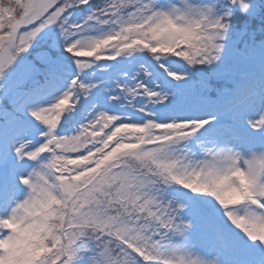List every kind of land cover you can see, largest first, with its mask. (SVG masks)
<instances>
[{"label":"snow or ice","instance_id":"obj_1","mask_svg":"<svg viewBox=\"0 0 264 264\" xmlns=\"http://www.w3.org/2000/svg\"><path fill=\"white\" fill-rule=\"evenodd\" d=\"M257 19L0 0V264H264V41L234 39Z\"/></svg>","mask_w":264,"mask_h":264},{"label":"trees","instance_id":"obj_2","mask_svg":"<svg viewBox=\"0 0 264 264\" xmlns=\"http://www.w3.org/2000/svg\"><path fill=\"white\" fill-rule=\"evenodd\" d=\"M261 3H264V0H260ZM253 32V30H250ZM256 34L253 36H243V37H238V39L236 40L237 41V48L239 49L240 52H243L244 49H245V45H249L251 46L253 43H254V38H255ZM259 37V36H258ZM235 39V37H234ZM261 41H264V33L262 35V37H259V41L256 39V42L255 44L256 45H259L261 43ZM137 55H148L146 52L145 53H138ZM82 60H89L91 58H88V57H83L81 58ZM119 59V58H118ZM100 64H105V63H114L112 61H99ZM139 63L138 60H136L135 57L131 58V65L129 66V70H131V68H134L136 66V64ZM127 64V62H126ZM38 68H42V66L40 65H37ZM250 71H253V72H256V73H259V66L256 65V66H251ZM90 70H85V73L87 74ZM197 70H193V72H195ZM112 74V70L110 69L108 72L106 73H102L100 72L99 70L95 73V78L96 79H100V78H108L110 75ZM43 77L38 75L37 76V79H42ZM214 86H215V82H214ZM67 107V105L65 106ZM130 111V110H128ZM238 206H242L243 205H238ZM88 243V242H87ZM86 243V244H87ZM89 247H91V245L89 244L88 245Z\"/></svg>","mask_w":264,"mask_h":264},{"label":"rangeland","instance_id":"obj_3","mask_svg":"<svg viewBox=\"0 0 264 264\" xmlns=\"http://www.w3.org/2000/svg\"><path fill=\"white\" fill-rule=\"evenodd\" d=\"M104 0H93V3H103ZM262 26H264V22H262L260 19H257L256 21L253 22V25L251 27L250 30H253V32L256 34L255 38H254V43L256 42V39L259 41V37H262L264 31H262ZM259 36V37H258ZM238 37H235V40H237ZM150 55V54H148ZM257 112L259 111V109L256 110ZM253 115H255L256 113H252ZM237 208L240 209V214H243V207L242 206H235ZM0 231H4V230H0ZM243 234V233H241ZM85 243H87V241H85ZM257 257L259 255H257L258 253H254ZM221 260L225 262V264H228L229 261V257L226 255L221 256Z\"/></svg>","mask_w":264,"mask_h":264}]
</instances>
